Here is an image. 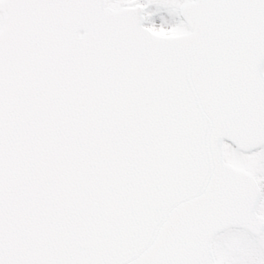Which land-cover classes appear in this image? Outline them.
<instances>
[{
    "label": "snow or ice",
    "instance_id": "snow-or-ice-1",
    "mask_svg": "<svg viewBox=\"0 0 264 264\" xmlns=\"http://www.w3.org/2000/svg\"><path fill=\"white\" fill-rule=\"evenodd\" d=\"M0 264H264V0H0Z\"/></svg>",
    "mask_w": 264,
    "mask_h": 264
}]
</instances>
